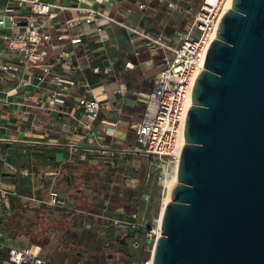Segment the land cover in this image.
I'll return each instance as SVG.
<instances>
[{
    "label": "built area",
    "instance_id": "1",
    "mask_svg": "<svg viewBox=\"0 0 264 264\" xmlns=\"http://www.w3.org/2000/svg\"><path fill=\"white\" fill-rule=\"evenodd\" d=\"M147 1L138 0L137 7L144 10L148 7ZM159 1L164 3L167 13L185 16L186 29L179 35L173 34L178 38L174 44L171 36L127 24L124 19L105 9L104 6H114L115 0H6L0 6V39L5 43L3 54L6 58H0V79L7 77L15 80V84L3 87L5 96H9L10 91L18 86L31 85L40 89L44 97L25 95L21 99L23 113L29 114L31 108L37 106L43 111H51L57 120L66 115L77 120L84 141L68 138L59 146L67 147L69 152L77 149H98L106 153L138 151L150 159L161 187L167 191L168 183L177 178L183 126L191 104L193 81L203 68L206 50L215 36L218 20L226 9L225 4L230 0H198L197 5L187 4L184 0ZM94 2L99 3L100 7L93 6ZM119 26L143 40L150 53H161V62L155 74L154 86L144 97L142 117L131 125L136 136L134 145L116 148L105 141L106 135L114 130L113 124L102 128L103 131L96 127L102 102L93 91L89 78L84 74L76 75V72H82V67L77 59L74 60V54L77 46L91 50V40L104 46L109 39V28ZM48 51L56 56L55 60H45ZM92 70L104 74L112 71L109 63L102 67L95 65ZM75 85L82 86L86 92L76 96L75 104L69 105L66 97L70 87ZM13 170L9 165L7 172ZM21 172L28 174L26 169H21ZM48 192L46 203L64 206V197L59 191L48 186ZM0 194L5 201L8 194L18 195L16 191L4 187L0 188ZM109 218L116 224L135 225L131 219ZM159 231V224L155 228H148L147 239L154 244ZM132 244L137 247V240ZM0 246H7L8 252L4 258L0 257V264H55L44 257L37 243L8 246L0 238ZM128 264H152L151 256L139 261L132 260Z\"/></svg>",
    "mask_w": 264,
    "mask_h": 264
},
{
    "label": "water",
    "instance_id": "2",
    "mask_svg": "<svg viewBox=\"0 0 264 264\" xmlns=\"http://www.w3.org/2000/svg\"><path fill=\"white\" fill-rule=\"evenodd\" d=\"M191 89L152 264H264V0H230Z\"/></svg>",
    "mask_w": 264,
    "mask_h": 264
},
{
    "label": "crops",
    "instance_id": "3",
    "mask_svg": "<svg viewBox=\"0 0 264 264\" xmlns=\"http://www.w3.org/2000/svg\"><path fill=\"white\" fill-rule=\"evenodd\" d=\"M137 1L115 0L114 6L104 7L117 17L124 19L127 24H134L154 33H163L173 38V44L177 42L178 38L173 37V34L179 35L185 31V16L179 13H167L164 3L159 0H148V7L144 10L137 7ZM5 3L6 0H0V6ZM92 4L100 7L97 2ZM184 23L185 29H183ZM53 35L55 36L56 33L53 32ZM89 45L92 48L89 51L82 46L76 47L74 60L77 59L82 67V72L78 71L76 75L84 74L89 78L93 91L102 102L99 118L96 121L97 129L103 131L102 128L113 124V132L107 134L105 139L111 138V135L113 136L118 131L123 141L128 137L127 126L132 128L131 125L142 117L144 97L154 86L153 81L161 62V53H150L143 40L120 26L109 28V39L104 46L101 47L93 40ZM4 46L5 43L0 39L2 60L6 59L3 54ZM45 57L46 61H52L56 56L48 51ZM105 63L111 65V72L104 74L95 73L92 70L93 66L102 67ZM6 84L13 85L15 80L7 77L0 79V141L6 139V142L12 143L11 139H13L15 142L35 141L56 146L68 138L84 141L81 130L77 126V120L72 116L66 115L63 119L57 120L51 111H43L37 106L31 108V113H23L24 107L21 105V99L25 95L44 97L40 89L31 85L18 86L10 91L9 96H5L3 87ZM85 92L82 86H71L66 100L69 105H73L76 96ZM139 107H141L140 112L137 109ZM6 169L8 170V166L4 167L5 171Z\"/></svg>",
    "mask_w": 264,
    "mask_h": 264
},
{
    "label": "trees",
    "instance_id": "4",
    "mask_svg": "<svg viewBox=\"0 0 264 264\" xmlns=\"http://www.w3.org/2000/svg\"><path fill=\"white\" fill-rule=\"evenodd\" d=\"M184 2L188 4L193 0H184ZM192 4L197 5L198 1ZM183 29H185V23ZM134 143L135 137H126L122 141V146L134 145ZM149 162V158L138 152L106 153L98 149H92V151L77 149L69 152L63 145L9 143L2 140L0 141V182L4 181L10 184L12 189L9 190L16 191L18 195L8 194V206L1 204V207L6 211L16 213L15 215L22 213L23 209L26 210L27 208L22 207V202L28 200L22 194H33L31 188L34 178L39 177V182L45 187L51 186L57 191L65 193L64 206L48 205V203L37 200L32 206L34 207L33 214L35 217H39L44 211L51 209L57 213L59 218H65L66 223L64 225L62 223L60 228H63L71 238L77 239L79 244L83 245L75 246V248L80 246L77 249L81 251L88 245V242L103 239L106 234L104 229L95 223L88 222L87 225L83 224L81 220L79 223L75 222V215H83L92 220L101 217L100 215L107 218L112 216L130 217L129 209L133 205L134 207L139 205L142 200ZM9 165L14 168L12 172L4 170V167ZM21 169L28 170V174H23ZM132 176L137 178L135 185L126 182ZM47 216L52 215L49 213ZM3 221L0 216V231L3 229ZM73 222H75L74 229L70 231ZM7 253V247L0 246V257L4 258ZM54 256L50 254L49 258L55 259ZM93 257L94 259L99 258L100 255L94 253ZM107 261L103 255L99 264H111ZM95 262L98 260L91 261V264H95ZM116 262L118 261L114 259L113 263Z\"/></svg>",
    "mask_w": 264,
    "mask_h": 264
},
{
    "label": "rangeland",
    "instance_id": "5",
    "mask_svg": "<svg viewBox=\"0 0 264 264\" xmlns=\"http://www.w3.org/2000/svg\"><path fill=\"white\" fill-rule=\"evenodd\" d=\"M197 1L198 0H193V2ZM137 109H139V112L141 111V107ZM120 114L123 115L122 112H120ZM126 131L128 132V138L136 137L133 129L129 126H127ZM120 135L121 133L116 131L113 136L111 135V138H107L105 141L114 145L116 148H120L122 146ZM32 139H35V137H32ZM3 140L6 141V139ZM11 142L15 141L11 139ZM22 142L36 143L35 141ZM92 161L95 160L92 159ZM147 173L143 185L144 193L141 202L136 207L133 205L131 209H129L130 215L132 213H134V215L130 216V218L124 217L128 220L131 219L135 225L128 223L116 224L110 218L99 217L100 219L95 218L98 220H92L83 215H75V222L79 223L81 220L83 224L87 225L89 224L88 222L92 224L95 223L103 228L106 234V237L103 239H96L95 241L88 242V245L83 247L84 250L80 251L77 249L80 246L75 248L76 245L82 244H79L77 239L71 238L66 231L64 232L63 228H60L62 223L63 225L66 223L65 218H59L57 213L51 209L49 211H44L39 217H35L33 214L34 207L32 206L35 201L40 200L46 203V200H48L49 197L48 187H45L39 182V177L34 178V184L31 188V191L34 193L30 195H28V193L22 194V196L28 200L22 202V207L27 209H23V211H21L22 213L19 215H15L16 213L3 209L1 204L8 206V200L5 201V199L3 200V197L0 196V216L4 220L3 229L0 231V238L2 241L6 242L8 246L20 247L22 245L37 243L40 245L43 255H46V259H50V254L55 255V259H50L55 264H91V261L95 259L98 260L95 264H99L103 255L109 263H113L114 259H116V261L121 262L122 264H128L132 260L139 261L140 259L150 258L153 241L147 239L146 231L148 228H155L159 224L161 209L167 201V198H165L167 191H164L161 187L156 169L150 162L148 164ZM117 176L119 177V174H117ZM136 179V176H132L131 179L128 178L126 182L135 185L137 183ZM3 187L12 189V186L4 181L0 182V188ZM59 192L63 197L65 196L64 192ZM100 198L103 197L100 196ZM163 200L166 201L164 202ZM49 213H51L52 216H47ZM47 218L49 220H46ZM75 222H73L70 231H73ZM7 235L12 237H8ZM70 239L71 241H68ZM134 240H137L138 242L137 247H134L132 244ZM94 253H98L100 257L94 259Z\"/></svg>",
    "mask_w": 264,
    "mask_h": 264
},
{
    "label": "bare ground",
    "instance_id": "6",
    "mask_svg": "<svg viewBox=\"0 0 264 264\" xmlns=\"http://www.w3.org/2000/svg\"><path fill=\"white\" fill-rule=\"evenodd\" d=\"M229 4H230V1H228L226 4H225V6H226V8L227 7H229ZM184 141V138H183V136H182V139H181V142H183ZM184 143V142H183ZM176 180H177V178H176ZM175 182V180L172 182V183H168V185H167V193H166V195H165V198H167V201H168V199L170 198V187H171V185L173 184ZM164 201V200H163ZM166 201V200H165ZM164 201V202H165ZM166 201V202H167ZM166 202H165V204H166ZM164 204V205H165ZM164 205H163V207H162V209H161V212H162V210H163V208H164ZM160 212V213H161ZM161 215V214H160Z\"/></svg>",
    "mask_w": 264,
    "mask_h": 264
}]
</instances>
